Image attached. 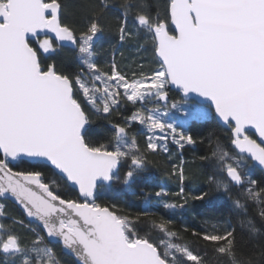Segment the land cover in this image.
Wrapping results in <instances>:
<instances>
[{"label":"snow or ice","instance_id":"obj_1","mask_svg":"<svg viewBox=\"0 0 264 264\" xmlns=\"http://www.w3.org/2000/svg\"><path fill=\"white\" fill-rule=\"evenodd\" d=\"M64 9L0 0V264H208V251L217 264H264V243L257 260L229 221L173 230L161 213L98 202L163 165L177 183L155 192L165 210L223 195L248 244L264 237L246 219L251 201L264 220V0H88L75 22ZM210 118L226 139L188 130ZM98 121L105 139L91 135ZM206 142V187L186 191L184 151Z\"/></svg>","mask_w":264,"mask_h":264},{"label":"trees","instance_id":"obj_2","mask_svg":"<svg viewBox=\"0 0 264 264\" xmlns=\"http://www.w3.org/2000/svg\"><path fill=\"white\" fill-rule=\"evenodd\" d=\"M88 0H63L65 5V15L69 22L78 21L82 13V6L85 5ZM113 23V21H109ZM115 41V36H105L101 38L97 45L107 49L110 42ZM149 49L143 54V59L146 61L145 68L147 69L150 65L147 61L151 60V46L146 44ZM134 46H128L125 49L126 57H133ZM71 53V49H65L63 56H68ZM110 56V53H105L101 58H106ZM119 59V57H118ZM69 69L73 65H67ZM172 99H179V95L175 92H171ZM192 105H186L185 107H191ZM202 106V105H201ZM169 120L179 119L178 113H171L168 117ZM93 131L91 133L94 139H105L108 134V125L103 121H98L92 126ZM189 131L193 135L199 138H204L207 140L208 137H212L213 140L217 138H225L226 133L222 127L219 126L214 118H210L201 123H196L189 126ZM138 134L142 133V129L137 128ZM142 143V140H141ZM209 144L206 142L204 144L198 143L196 147L188 148L184 151V158L188 165V171L190 179L186 181V191H197L201 188L206 187L204 183V171L199 167L200 161L199 156L207 151ZM36 163V162H33ZM22 167H28V165H22ZM254 176L259 178L261 173L258 169L254 170ZM164 189L168 192H174L177 190V183L174 178H170L166 168L161 165L159 167H152L150 172L142 179L136 181L130 186H124L121 184H114L107 190H102L99 194V203L102 204H117L123 214L129 216H136L143 212H157L163 214L164 218L174 221L173 230H182L184 226L190 229H201L203 227H209L205 223L206 220L215 221H229L232 225L236 226L240 230L244 237L245 243L248 248H254V255L257 260H260L259 252L261 244L264 243V237L258 238L253 244H248V229L246 227H241V217L237 215L234 210L232 201L227 197L219 194H214L212 199L208 202H189L187 206L183 209L165 210L160 199L155 196V192ZM62 191L68 192L71 195L74 193L69 189H62ZM165 200H171L170 197L163 198ZM243 202V201H242ZM6 208L9 214L15 215L16 217L22 216L21 211L6 201ZM249 211L246 219L253 220V223L264 233V220H261L259 216V207L254 205L251 201L247 205ZM143 234V233H142ZM65 260L71 261V257L65 255L62 257ZM205 258L208 264H217V258L211 254L210 251L205 253Z\"/></svg>","mask_w":264,"mask_h":264},{"label":"water","instance_id":"obj_3","mask_svg":"<svg viewBox=\"0 0 264 264\" xmlns=\"http://www.w3.org/2000/svg\"><path fill=\"white\" fill-rule=\"evenodd\" d=\"M171 92H175L176 93V90L175 89H173ZM170 97H171V93H170ZM197 103H199V104H201L202 106H206L207 105V101H200L199 100V98H197V97H194L193 98ZM216 120V119H215ZM217 121V120H216ZM217 123L219 124V122L217 121ZM8 202H10L11 204H13L14 206H16L15 205V203L13 202V201H11V200H9ZM17 207V206H16ZM18 208V207H17ZM19 209V208H18ZM69 256V255H68Z\"/></svg>","mask_w":264,"mask_h":264}]
</instances>
